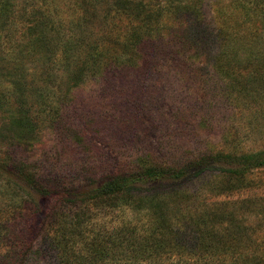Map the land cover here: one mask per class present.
<instances>
[{
    "label": "rangeland",
    "instance_id": "1",
    "mask_svg": "<svg viewBox=\"0 0 264 264\" xmlns=\"http://www.w3.org/2000/svg\"><path fill=\"white\" fill-rule=\"evenodd\" d=\"M4 2L0 44L38 40L28 66L50 90H0V159L13 144L0 162V264H264V161L253 160L264 0ZM207 154L217 158L178 179L135 184L126 202L89 199L114 172ZM86 250L98 260L82 261Z\"/></svg>",
    "mask_w": 264,
    "mask_h": 264
},
{
    "label": "trees",
    "instance_id": "2",
    "mask_svg": "<svg viewBox=\"0 0 264 264\" xmlns=\"http://www.w3.org/2000/svg\"><path fill=\"white\" fill-rule=\"evenodd\" d=\"M10 7L4 0H0V40H2L3 36L1 35V28L2 25L8 21V15L6 10ZM196 25L188 27L189 34H193L194 28L200 25L199 22H195ZM36 40V39H35ZM35 44L26 47L23 51L19 52V50H11L4 49L0 44V90H16L18 94H20L19 90H50L48 87V83H42V78L38 74V70L36 66H28V63H34V61H39V57H34L37 48L38 40L34 41ZM118 43H116L117 45ZM42 45V44H41ZM78 52V51H76ZM39 54L42 52L39 50ZM41 56V55H40ZM26 57V60L24 59ZM28 59V61H27ZM89 56L86 54V59L84 60L85 65H88ZM111 60V59H110ZM110 60L104 63H109ZM107 64H105L106 66ZM91 73L95 75L98 73V69L91 67ZM36 74V77H35ZM7 80V83L4 81ZM22 108V107H21ZM11 125L15 129H23L22 126L17 125L14 118H10ZM28 122H26L27 124ZM14 124V125H13ZM16 125V126H15ZM18 126V127H17ZM18 131V130H17ZM12 132V133H11ZM17 132L14 129L9 130V136H14ZM13 134V135H12ZM13 144H9L7 148H5L2 158L0 162H4L9 164V161L12 159L11 149ZM217 157L213 154H207L203 156L200 160H191L187 164H180V166H169L164 160H160L157 164L151 166H136L132 167L127 170H121L114 172L113 174L109 175L105 180L97 184L94 188L92 193L89 194V199H97V198H114L115 199H124V201H128L126 198L133 190L137 183L145 182L147 180L157 178V177H170L172 179H178L185 174H187V168H193L196 165H202V163H209L211 160H215ZM248 159V158H247ZM253 160L257 165H261L264 161V152L257 153ZM3 164L2 167H3ZM190 163V165H189ZM10 165L14 169H18V165L11 162ZM4 166H7L6 164ZM27 184L31 185L32 188L37 190L39 193L50 196L53 192L51 186H48L46 182H42L39 178H36L33 175H22ZM126 197V198H124ZM55 205H51L45 211V222L43 223L44 226L42 227L43 233L41 235L45 236L46 232V225L50 222H54V216L57 215L54 211ZM63 213L68 214L70 210H62ZM74 214H77L74 212ZM51 219V221H50ZM50 221V222H49ZM49 222V223H48ZM56 223V221L54 222ZM127 223H125L126 225ZM124 226V225H123ZM105 224L100 228H105ZM61 229L60 227H58ZM66 232L61 230V235L65 238H68L69 235L65 234ZM61 240V238H60ZM100 252L93 253L89 250L83 251L81 255L82 261L87 260L89 263L93 261H97V255ZM76 264H80V262H75Z\"/></svg>",
    "mask_w": 264,
    "mask_h": 264
}]
</instances>
